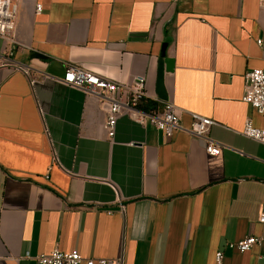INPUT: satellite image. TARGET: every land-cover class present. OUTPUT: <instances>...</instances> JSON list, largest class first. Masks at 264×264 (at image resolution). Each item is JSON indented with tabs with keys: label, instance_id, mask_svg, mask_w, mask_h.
I'll use <instances>...</instances> for the list:
<instances>
[{
	"label": "crops",
	"instance_id": "obj_1",
	"mask_svg": "<svg viewBox=\"0 0 264 264\" xmlns=\"http://www.w3.org/2000/svg\"><path fill=\"white\" fill-rule=\"evenodd\" d=\"M17 2L12 60L27 72L0 67V264L56 248L81 264H217L219 250L264 264V144L242 134L264 127L243 101L246 72L264 68V0ZM70 65L144 75L145 103H173L181 128L122 115L111 141L108 104L62 82ZM193 113L215 121L220 155L190 132ZM250 235L261 244L227 247Z\"/></svg>",
	"mask_w": 264,
	"mask_h": 264
},
{
	"label": "built area",
	"instance_id": "obj_2",
	"mask_svg": "<svg viewBox=\"0 0 264 264\" xmlns=\"http://www.w3.org/2000/svg\"><path fill=\"white\" fill-rule=\"evenodd\" d=\"M42 10L43 5L37 4L36 12L41 13ZM17 14V0H0V38H10L12 42L9 49L4 46V49L0 51V67L12 66L15 69L25 70L20 64H14L12 60L17 44L14 35ZM258 43H261V40H258ZM245 81L243 101L264 115V68L247 71ZM62 82L83 91L87 95H94L108 104L103 129L111 141L116 135L118 119L122 115L129 116L143 126L151 125L170 137L177 129L181 128L180 117L173 103L165 102L162 107L144 108L142 106L148 95L144 75H137L128 82H119L86 70L81 66L70 65L66 69ZM214 123L215 121L209 117L193 113L189 130L195 137L204 142L205 150L209 155L218 156L221 154L222 145L209 135L210 128ZM242 134L264 144V127H255L250 120L246 121ZM259 221L264 222V213H261ZM261 241V237L250 235L241 240L227 243V247L244 253L251 250L255 245L261 244ZM224 256L222 250L216 253L217 264H222ZM26 257L34 258L40 264H81L84 260L78 251L64 252L57 248L50 253L39 254L34 257L27 254ZM97 262L108 264L107 259H99ZM95 263L94 259L87 260V264Z\"/></svg>",
	"mask_w": 264,
	"mask_h": 264
},
{
	"label": "water",
	"instance_id": "obj_3",
	"mask_svg": "<svg viewBox=\"0 0 264 264\" xmlns=\"http://www.w3.org/2000/svg\"><path fill=\"white\" fill-rule=\"evenodd\" d=\"M167 64H168V70H172L174 67V62L172 59H167Z\"/></svg>",
	"mask_w": 264,
	"mask_h": 264
},
{
	"label": "trees",
	"instance_id": "obj_4",
	"mask_svg": "<svg viewBox=\"0 0 264 264\" xmlns=\"http://www.w3.org/2000/svg\"><path fill=\"white\" fill-rule=\"evenodd\" d=\"M147 105H148V106H147ZM142 106H143L144 108H150V107H153V104H148V103L146 104V103H145V104H143Z\"/></svg>",
	"mask_w": 264,
	"mask_h": 264
}]
</instances>
